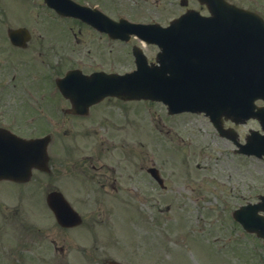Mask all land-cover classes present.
Wrapping results in <instances>:
<instances>
[{"label":"flooded vegetation","instance_id":"obj_1","mask_svg":"<svg viewBox=\"0 0 264 264\" xmlns=\"http://www.w3.org/2000/svg\"><path fill=\"white\" fill-rule=\"evenodd\" d=\"M127 1L106 0V15L115 22L125 19L164 27L192 10L209 15L207 6L198 0L169 2L172 17L167 20L157 17L159 7L153 0H131L132 5ZM145 14V19H138ZM8 18L12 16L0 17V170L6 169V173L0 172V264L93 263L94 250L93 246L87 248L86 224L88 219L91 225L94 223L95 212L102 214V219L106 217V198L128 195L151 201L167 184L153 164L106 160L110 149H116L106 146V102L129 101L106 98L99 88L96 96H90L95 85L87 78L131 72L136 68L135 54H142L148 64H154L159 50L143 44L137 34H123L126 36L122 40L112 38L74 18H60L64 25L71 24V33L32 34L22 49L11 40L9 32L15 27L9 25ZM118 31L121 34L123 27ZM117 64L128 68L119 69ZM68 72L78 75L64 82L61 90L57 81ZM223 127L238 132L241 126L224 121ZM211 128L234 147V142ZM226 132L234 135L236 142H243L246 136ZM62 133H72L74 144L63 146L56 140L54 145L52 139ZM47 136L51 139L47 164L31 169L30 177L24 180L7 177L13 174L10 160L15 138ZM57 192L78 214L79 225L64 227L57 222L48 206V198Z\"/></svg>","mask_w":264,"mask_h":264},{"label":"rangeland","instance_id":"obj_2","mask_svg":"<svg viewBox=\"0 0 264 264\" xmlns=\"http://www.w3.org/2000/svg\"><path fill=\"white\" fill-rule=\"evenodd\" d=\"M153 1L159 19L172 17L169 2L177 0ZM230 1L264 15V0ZM81 2L106 13V0ZM147 14L137 17L143 20ZM7 16H12L9 25L26 27L34 36L62 32L57 23L52 25L56 16L41 0H0V17ZM128 104L106 103V146L116 147L106 160L153 164L167 188L151 201L106 199V217L95 213L94 223L88 219L86 224L87 248L94 250L90 264L111 259L124 264H264L262 241L232 218L235 209L264 194V165L234 156L232 145L214 134L201 115L170 116L161 103ZM250 128L257 129L248 123L238 132ZM72 136L62 133L53 141L71 146Z\"/></svg>","mask_w":264,"mask_h":264},{"label":"water","instance_id":"obj_3","mask_svg":"<svg viewBox=\"0 0 264 264\" xmlns=\"http://www.w3.org/2000/svg\"><path fill=\"white\" fill-rule=\"evenodd\" d=\"M45 1L59 14L78 17L106 31V23L86 12L89 10L68 0ZM15 34H22V30ZM160 34L162 37L187 35L190 38L187 41L193 42L194 46L184 47L187 41L176 40L179 45L173 51L169 40L155 39L158 44L165 45L161 67L154 70L140 68L138 72L125 76H106L103 79L106 81V96L156 99L166 103L171 112L216 111L227 117L236 115L239 109L247 113V110L254 108L253 101L264 99V46H258V51L255 49L257 42H264V23L257 16L242 10H223L222 16L214 15L211 21L188 18L176 20L169 28L160 30ZM203 35L229 37V52L226 51L224 56L215 53V48L203 40ZM206 48L211 51L207 52ZM167 59L171 60L170 64ZM231 82L236 83L232 86ZM232 100H236L233 105ZM217 104L224 109L208 110ZM231 107L236 113L231 111ZM248 114L251 116L250 111ZM259 114L253 116L260 120L263 127L264 118ZM258 211H264V198L259 204L240 208L234 213V218L247 231L264 238V217L259 216ZM57 218L62 224L73 221V215L68 213H62ZM108 264L119 263L110 261Z\"/></svg>","mask_w":264,"mask_h":264}]
</instances>
